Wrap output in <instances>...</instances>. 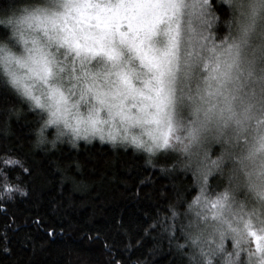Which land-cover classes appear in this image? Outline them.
<instances>
[{
	"label": "snow or ice",
	"instance_id": "6c2138e0",
	"mask_svg": "<svg viewBox=\"0 0 264 264\" xmlns=\"http://www.w3.org/2000/svg\"><path fill=\"white\" fill-rule=\"evenodd\" d=\"M118 2L124 4L127 0ZM165 3L171 15H179L182 9H189V14L191 10L199 9L201 17L211 15L209 0H198L193 4L186 0H165ZM93 4L98 6V11H88ZM63 7V11L52 14L30 12L17 21L13 37L23 44L24 55L17 56L6 45H0V64L5 67L9 83L33 108L46 113V118L36 130L37 141L44 139L43 131L49 125H63L72 138L99 134L102 140L107 138L114 141L117 138L115 131L110 129L105 137L102 126L119 118L124 127L121 140L149 153L174 148L173 142H179L180 137L173 136L171 118L166 127L160 125L163 123L161 113L174 105L176 100L175 84L179 71L178 57L174 51L176 35L171 37L167 51L161 56H152L129 41L128 33L135 32L137 27L134 18L126 17L123 12L105 14L104 4L100 0H64ZM161 20L162 17L157 16L155 25L158 26ZM33 22L49 40L68 49L62 60L45 51L39 38L29 34L34 31ZM125 44L130 53L128 56L125 55ZM97 56L100 59L95 61V67H89L92 58ZM133 59L139 60L145 70L153 73L143 85L136 83L139 69L133 67ZM12 63L26 64L32 82H25L11 71ZM216 78L223 83L231 78L230 70H219ZM153 80L155 84L151 82ZM37 84L42 86L43 91L36 87ZM82 104L88 106L86 115L81 112ZM150 108L153 111L149 112ZM213 109L214 106L196 121L191 132L192 141L198 140L204 122H215L221 136H228L231 132V136L239 141L241 134L247 131V121L252 118L250 110L237 112L227 100L219 111ZM102 111L107 113L106 118L102 117ZM148 123L157 125L155 128L145 127L151 143L131 134L127 128L130 124L144 127ZM260 152H264V135L253 139L246 155L237 157L240 161L237 171L246 169V162L254 160ZM220 159H211L205 152L198 161L196 171L200 190L188 207L199 205L202 211L197 213L195 221L189 222L186 231L177 229L176 232H183V235L176 236L174 233L173 239H182L183 243L178 242L177 248L187 249L186 254L193 259L199 255L201 264H264V207L249 206L245 201L236 200L229 188L217 192L215 196L206 195L209 192V174L219 167ZM15 165H20L25 173L31 175L30 168H24L13 155L7 151L0 153V195L6 197V200L0 201V212L5 216L4 223L0 224V253L8 255L12 252L9 233L19 231L22 226L31 224L49 238L63 234L65 228L75 227L71 221H50L36 205L33 206L35 210L9 211L8 205L14 206L16 203V192L27 196L26 186L21 187L14 182ZM209 204L212 206L211 219L206 211ZM51 208L62 216V209H67V205L52 204ZM176 215L173 211L172 216ZM116 223L120 224V221ZM89 238L103 239L105 249L111 250L110 242L98 230ZM25 240L31 241L32 237L25 233ZM107 264L123 262L113 258Z\"/></svg>",
	"mask_w": 264,
	"mask_h": 264
},
{
	"label": "trees",
	"instance_id": "16d2710c",
	"mask_svg": "<svg viewBox=\"0 0 264 264\" xmlns=\"http://www.w3.org/2000/svg\"><path fill=\"white\" fill-rule=\"evenodd\" d=\"M8 3L0 0V6ZM216 6L217 0H210L209 11ZM6 37L8 30L0 27V41ZM7 44L14 54L19 51L18 38H8ZM43 118L46 113L33 108L9 83L0 64V153L7 151L31 170L29 175L20 165L14 166V182L26 186L27 196L16 192V203L8 205L9 211L35 210L36 205L50 221L75 225L54 238L31 224L10 232L12 252L0 253V264H107L113 258L123 264H185V255L177 248L183 240L173 239V234L182 236L183 232L176 230L186 231L202 211L199 205L188 207L200 190L197 164L169 171L167 165L175 158V148L152 155L133 145L98 138L77 139L73 146L66 135L55 147L36 146L35 130ZM55 131L48 126L45 134L52 139ZM208 156L221 157L219 167L209 174L206 195L211 197L222 191L216 187L215 177L229 161L220 145H213ZM149 158L153 164L147 162ZM4 200L6 197L0 198ZM52 204L67 205L62 209L64 215L52 210ZM206 211L211 219V204ZM4 220L0 212V224ZM97 230L110 242V251L103 239L89 238ZM25 233L31 241L25 240Z\"/></svg>",
	"mask_w": 264,
	"mask_h": 264
},
{
	"label": "clouds",
	"instance_id": "9594fccd",
	"mask_svg": "<svg viewBox=\"0 0 264 264\" xmlns=\"http://www.w3.org/2000/svg\"><path fill=\"white\" fill-rule=\"evenodd\" d=\"M102 3L105 14L123 12L126 17L137 21L135 32H129L128 38L148 55L161 56L168 50L171 37L176 35L174 51L179 64L176 100L174 105L161 113L163 123L160 127H166L170 117L174 126L173 136H179L180 141L173 142L176 155L167 169L177 171L189 164H198L213 145H220L225 149V159L229 162L224 163L218 171L216 187L222 190L229 188L236 200L245 201L249 206L264 207V152L258 153L254 160L247 161L246 169L237 171L240 163L237 157L246 155L253 139L264 135V0H217V6L210 11L211 15L200 17L197 27L193 26L190 16L181 22L179 15H171L165 0H127L124 4H119L118 0H103ZM63 6L64 0H9L7 5L0 6V27L8 30V37L0 41V45H6L10 50L7 39L13 37L14 26L27 13L52 14L63 11ZM88 11L96 12L98 6L93 4ZM157 16L162 17L158 26L155 25ZM32 28L34 31L29 34L39 38L44 50L54 54L57 60H62L68 49L49 40L35 22ZM49 31L52 29L49 28ZM123 47L125 55H130L127 45ZM21 55L24 52L17 56ZM132 64L139 69L136 83L143 85L153 73L145 70L139 60L133 59ZM225 69L230 70L231 78L221 83L216 77L219 70ZM10 70L25 82H32L26 64L12 63ZM151 82L156 83L154 80ZM36 87L43 91L41 85L37 84ZM225 100L231 102L237 112L248 109L252 114L247 121V131L241 134L239 141L231 136V132L228 136H221L215 122H204L198 140L192 141L191 132L196 121L202 119L213 106L214 111H219ZM87 108V105H81V112L85 115ZM151 111L153 109L150 108ZM153 125L148 123L144 127L152 128ZM39 128L40 125L36 130ZM66 133L71 135L60 125L56 127L54 138L49 139L44 130V139L39 142L36 134V146L48 144L55 147ZM85 139L91 141L92 136L89 134ZM143 139L151 143L147 137ZM71 144L75 146L77 138H72ZM147 162L153 164V159L149 158ZM178 250L185 255V264H201L199 255L193 259L183 249Z\"/></svg>",
	"mask_w": 264,
	"mask_h": 264
},
{
	"label": "rangeland",
	"instance_id": "374dc122",
	"mask_svg": "<svg viewBox=\"0 0 264 264\" xmlns=\"http://www.w3.org/2000/svg\"><path fill=\"white\" fill-rule=\"evenodd\" d=\"M100 2H103V0H100ZM186 2L189 3V4H193V3H197L198 0H186ZM189 13H190L189 9H182L181 10V12L179 14L181 22H183L187 16H190L192 21H193V26L197 27L199 19L201 17L199 9L191 10V14H189ZM18 42H19V45H20L19 46V51L16 52L15 55H18L20 52H23V44L19 40H18ZM98 59H100L99 56L93 57L92 61L89 64V67H93L94 68L95 67V61L98 60ZM101 115H102V117L106 118L107 113L102 111ZM49 127H53V128L56 129L55 125H49ZM102 127H103V134H104L105 137H107L110 129H113L115 131V135L117 137L114 141H110L107 138L103 139L104 141H109V142H112V143H124V144L132 145L130 142L120 139V136H122L124 134V127L121 125V122H120L119 118H115L113 121L107 122ZM127 128H128V131L131 134L139 135L141 139L147 137V133L145 131V127H142V126L137 125V124H130V125H127ZM152 128H155V125H153ZM66 135H68L72 139L70 134L66 133L65 136ZM90 135L92 136V139L93 138L101 139L99 135H96V134H90ZM170 136H171V134H170ZM77 139H85V138L80 137V138H77ZM139 149H143V148H139ZM144 151H146V150H144Z\"/></svg>",
	"mask_w": 264,
	"mask_h": 264
}]
</instances>
